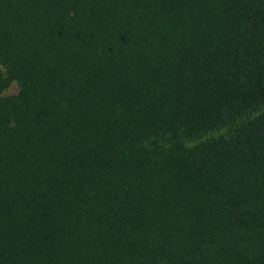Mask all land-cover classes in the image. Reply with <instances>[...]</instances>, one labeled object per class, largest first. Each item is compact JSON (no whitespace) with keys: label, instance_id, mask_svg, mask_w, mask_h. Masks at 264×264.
<instances>
[{"label":"trees","instance_id":"obj_1","mask_svg":"<svg viewBox=\"0 0 264 264\" xmlns=\"http://www.w3.org/2000/svg\"><path fill=\"white\" fill-rule=\"evenodd\" d=\"M0 66V264H264V0H0Z\"/></svg>","mask_w":264,"mask_h":264},{"label":"rangeland","instance_id":"obj_2","mask_svg":"<svg viewBox=\"0 0 264 264\" xmlns=\"http://www.w3.org/2000/svg\"><path fill=\"white\" fill-rule=\"evenodd\" d=\"M1 67V66H0ZM2 68V67H1ZM18 90V85L15 81H13L10 86L8 88H6L4 91H3V94L4 95H11V94H14L16 93Z\"/></svg>","mask_w":264,"mask_h":264}]
</instances>
